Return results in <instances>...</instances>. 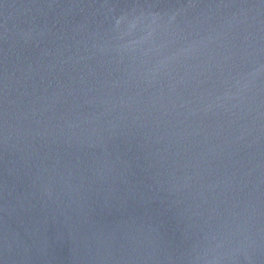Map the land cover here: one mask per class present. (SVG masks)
<instances>
[{
    "label": "water",
    "instance_id": "obj_1",
    "mask_svg": "<svg viewBox=\"0 0 264 264\" xmlns=\"http://www.w3.org/2000/svg\"><path fill=\"white\" fill-rule=\"evenodd\" d=\"M0 264H264V0H0Z\"/></svg>",
    "mask_w": 264,
    "mask_h": 264
}]
</instances>
